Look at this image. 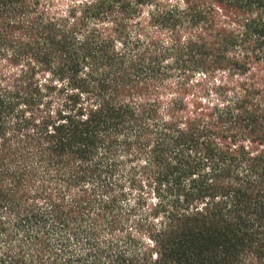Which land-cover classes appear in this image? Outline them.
I'll list each match as a JSON object with an SVG mask.
<instances>
[{
	"label": "trees",
	"instance_id": "trees-1",
	"mask_svg": "<svg viewBox=\"0 0 264 264\" xmlns=\"http://www.w3.org/2000/svg\"><path fill=\"white\" fill-rule=\"evenodd\" d=\"M0 264H264V0H0Z\"/></svg>",
	"mask_w": 264,
	"mask_h": 264
},
{
	"label": "clouds",
	"instance_id": "clouds-1",
	"mask_svg": "<svg viewBox=\"0 0 264 264\" xmlns=\"http://www.w3.org/2000/svg\"><path fill=\"white\" fill-rule=\"evenodd\" d=\"M77 2L79 3V2H82V0H77ZM182 6H183V4H182ZM65 15H66V13H65Z\"/></svg>",
	"mask_w": 264,
	"mask_h": 264
}]
</instances>
